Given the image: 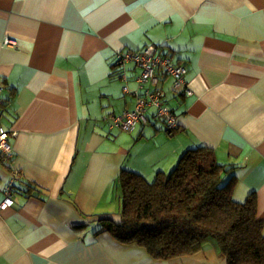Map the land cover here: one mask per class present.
<instances>
[{
  "label": "crops",
  "instance_id": "1",
  "mask_svg": "<svg viewBox=\"0 0 264 264\" xmlns=\"http://www.w3.org/2000/svg\"><path fill=\"white\" fill-rule=\"evenodd\" d=\"M148 45L187 69L189 96L160 78L176 129L153 107L146 126L110 128L152 89L116 55ZM0 84V128L15 133L0 203L20 175L0 209V264H226L209 243L162 260L100 231L120 221L123 171L151 182L200 147L232 168L236 201L255 197L264 235V0H0Z\"/></svg>",
  "mask_w": 264,
  "mask_h": 264
},
{
  "label": "trees",
  "instance_id": "2",
  "mask_svg": "<svg viewBox=\"0 0 264 264\" xmlns=\"http://www.w3.org/2000/svg\"><path fill=\"white\" fill-rule=\"evenodd\" d=\"M231 170L200 147L185 151L169 174L151 182L123 171L117 185L120 221L103 220L100 231L157 259L193 255L209 243L226 264H264L255 197L234 199Z\"/></svg>",
  "mask_w": 264,
  "mask_h": 264
},
{
  "label": "built area",
  "instance_id": "3",
  "mask_svg": "<svg viewBox=\"0 0 264 264\" xmlns=\"http://www.w3.org/2000/svg\"><path fill=\"white\" fill-rule=\"evenodd\" d=\"M3 47L13 48L16 42L11 37H4L2 41ZM127 64H133L140 73L136 78L138 87H142L146 83H150L152 89H146L141 95L137 96L134 110L123 112L119 116H113L110 119V128H118L124 132H131L137 124L146 126L148 118L146 110L150 107L155 109V118L162 119L166 130H174L176 128V117L172 111L164 104L160 89L161 76L168 77L172 80V88L174 92H180L184 95H191V90L186 82L187 69L182 64H175L171 58L162 52L160 47L154 45L146 46L142 51H123L116 55L114 67L117 70L124 71ZM162 79V78H161ZM3 88L0 84V106L4 104L2 99ZM123 91L127 92V87H123ZM15 137V133L6 132L0 128V162L9 163L12 158V149L9 142L10 138ZM12 179L8 180L5 189V200L0 203V209L10 207L13 204L12 186L20 175L12 173Z\"/></svg>",
  "mask_w": 264,
  "mask_h": 264
}]
</instances>
